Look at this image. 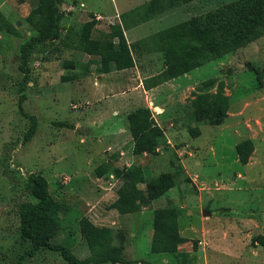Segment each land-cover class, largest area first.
Returning a JSON list of instances; mask_svg holds the SVG:
<instances>
[{
    "label": "rangeland",
    "instance_id": "374dc122",
    "mask_svg": "<svg viewBox=\"0 0 264 264\" xmlns=\"http://www.w3.org/2000/svg\"><path fill=\"white\" fill-rule=\"evenodd\" d=\"M144 1L129 0L128 5ZM164 1L174 6L141 22L128 35L139 38L187 19L201 30L233 0ZM112 3L60 0V37L35 46L28 81L22 86L17 50L31 33L24 17L37 0H0V13L19 32L15 36L0 29V264H66L59 251L46 247L25 255L30 242L19 236L16 206L34 201L24 186L31 172L46 179L54 201L49 211L55 224L46 240L66 246L78 258L88 254L78 232V219L86 216L96 225L122 232L125 257L145 261L130 264H196L203 260L198 249L207 247L208 236L235 250L237 257L217 255L222 264H264V41L222 54L146 94L139 81L162 69L160 54H143L131 70L98 77L90 63L83 75L86 53L62 45L75 42L83 23L94 15L101 17L95 19L89 38L109 39L107 25L119 22ZM122 3L116 0L119 8ZM247 15L246 10H236L237 19ZM231 25L232 19L225 20L222 33L227 34ZM72 74L80 77L60 80ZM208 78L214 83L207 90L214 92L220 82L228 99L225 117L213 125L193 121L188 104L191 92L205 90L203 81ZM19 87L25 95L23 110L36 117V131L26 142L22 134L28 119L16 104ZM138 106L149 108L160 132L152 153L131 152L125 116ZM58 121L69 127L55 124ZM246 138L252 151L241 164L234 145ZM98 166L106 167L100 177L95 176ZM133 168L143 173L140 188L163 173L172 176L173 185L139 211L119 214L109 206L120 183L115 170ZM158 207L176 209L178 232L187 239L173 253L149 251L152 211Z\"/></svg>",
    "mask_w": 264,
    "mask_h": 264
},
{
    "label": "trees",
    "instance_id": "16d2710c",
    "mask_svg": "<svg viewBox=\"0 0 264 264\" xmlns=\"http://www.w3.org/2000/svg\"><path fill=\"white\" fill-rule=\"evenodd\" d=\"M60 0H37L24 20L30 27L31 33L18 45V69L23 75V85L28 81L31 55L37 44L52 41L60 37V20L62 17ZM174 5H167L164 0H147L133 8L119 14V22L107 25L109 39L89 38V33L96 20L93 17L85 21L75 42L73 39L64 41L63 47L72 46L89 56L84 65V74L88 72V64L94 65L96 73L132 68L139 56L148 53H160L162 69L157 73L141 79L142 87L146 90L169 79L178 77L198 67L205 62L217 59L222 54L230 53L248 42L264 35V0H233L221 7V12L215 16L214 23L209 27L195 28L190 20L167 26L149 35L127 42L123 29L146 21L158 13ZM247 11L246 17L236 16V10ZM142 11H144L142 13ZM229 18V19H227ZM232 19L229 32L222 33V23ZM0 29L11 35L18 36L16 27L0 13ZM71 30L68 29V32ZM75 33V32H74ZM230 33V34H229ZM78 75L60 76L61 81L76 79ZM205 90L191 92L188 104L191 108L190 118L193 121H203L206 124H218L225 117L228 99L223 94L221 83L218 82L214 92L208 87L214 83L208 78L203 81ZM17 110L28 119V125L22 134V142L28 141L36 131V117L26 113L22 108L25 99L23 87L18 88ZM128 130L132 140L133 154L152 153L160 134L150 110L145 106H138L126 113ZM55 124L69 127V124L58 121ZM238 161L246 163L252 151V143L246 138L234 145ZM105 166L109 165L104 163ZM106 167L95 168V176L100 177ZM120 183L115 189V199L110 207L119 214H130L148 205L173 185L172 176L163 173L149 179L142 188L137 184L143 182V173L139 168L115 170ZM28 194L34 201H20L16 206L19 236L30 242V248L25 255L32 256L39 248L46 247L59 251V255L66 264H129L145 263V261L126 258L124 255L126 239L119 229L111 226L96 225L86 216L78 219V232L83 240L88 254L76 257L66 246L51 243L46 240L47 233L55 224L50 214L54 203L46 179L39 173L31 172L24 184ZM178 214L173 207H158L153 209L151 216V238L149 251L152 253H173L177 246L187 239L179 234L177 225ZM126 242V244H125ZM129 242V241H128ZM194 249V248H193ZM15 264H19L16 261Z\"/></svg>",
    "mask_w": 264,
    "mask_h": 264
},
{
    "label": "crops",
    "instance_id": "0c3cea01",
    "mask_svg": "<svg viewBox=\"0 0 264 264\" xmlns=\"http://www.w3.org/2000/svg\"><path fill=\"white\" fill-rule=\"evenodd\" d=\"M114 1V4L112 3V6H113V10H115V12H117L118 14H120L121 12H125V11H127V10H129V9H131V8H133V6H129L128 5V1L129 0H122L123 1V3H122V6L119 8L117 5H116V0H113ZM147 1V0H146ZM141 4V3H140ZM137 6V5H136ZM96 19V18H95ZM138 24H140V23H138ZM138 24H136V25H133V26H128V28H125V29H123V35H124V37H125V39H126V41L127 42H132V41H134V40H137V39H139V38H142V37H144V36H139V38H136V36H134V34H132V35H128V31L129 30H132V29H134L136 26H138ZM96 26H97V24H95ZM155 32V31H154ZM153 33V32H152ZM151 34V33H150ZM149 35V34H148ZM146 36V35H145ZM263 41H264V35H261L260 37H258V38H256V39H254V40H252V41H250V42H248L247 44H253L254 42H257L259 45H261L262 43H263ZM242 47V46H241ZM241 47H239V48H241ZM81 52V51H80ZM158 54H160V53H158ZM144 58H146V56L144 57ZM135 67V66H134ZM132 68H128V69H123V70H116V71H110V72H107V73H100V74H97L98 75V77H99V75H103V74H110V73H112V72H125V71H127V70H131ZM83 75H87V74H83ZM78 77H80V75H78ZM77 77V78H78ZM144 78V77H143ZM79 79H81V78H79ZM175 79H177V78H174V79H171V80H175ZM74 83H78V81L76 82V81H74ZM108 84H110V85H112L113 86V84H116L115 82H113V84L112 83H110V82H107ZM172 83V82H171ZM139 85H140V87L142 88V90L147 94H149V92H151V90H155V89H157L158 88V86H159V84L158 85H156V86H154V87H152V88H149V89H144L143 87H142V84H141V80L139 81ZM229 115H233V113H229ZM250 139V138H249ZM129 242H130V239H129ZM226 242V244H230V242L228 241V240H226L225 241ZM206 245H207V247L205 248V246L203 247H201V248H199L198 249V254H199V256L198 257H200V252H201V255L203 256V260H202V257H201V260L199 259L197 262H196V264H213V262H215L214 264H222L221 262H219V258L217 257V255H219V254H223V256H227L228 255V253H232L233 254V256L234 257H237V255H235V250L233 249V251H229L227 248H226V246H221L222 245V243H221V239H219V238H216V237H213V236H208L207 237V242H206ZM252 249V248H251ZM252 251V253L254 252L253 250H251ZM256 253L257 252H255V254H253V256H254V261L255 262H257V260H258V256L256 255ZM249 262H250V260H249ZM116 264H120V263H116ZM130 264V263H129Z\"/></svg>",
    "mask_w": 264,
    "mask_h": 264
},
{
    "label": "built area",
    "instance_id": "2783aa9c",
    "mask_svg": "<svg viewBox=\"0 0 264 264\" xmlns=\"http://www.w3.org/2000/svg\"><path fill=\"white\" fill-rule=\"evenodd\" d=\"M100 17H101L100 15H94V18H96V19H98Z\"/></svg>",
    "mask_w": 264,
    "mask_h": 264
},
{
    "label": "water",
    "instance_id": "95a60500",
    "mask_svg": "<svg viewBox=\"0 0 264 264\" xmlns=\"http://www.w3.org/2000/svg\"><path fill=\"white\" fill-rule=\"evenodd\" d=\"M202 214H209V212L203 210V211H202Z\"/></svg>",
    "mask_w": 264,
    "mask_h": 264
}]
</instances>
